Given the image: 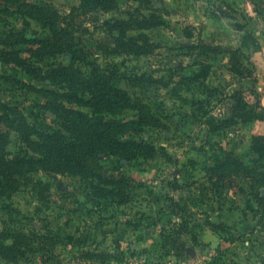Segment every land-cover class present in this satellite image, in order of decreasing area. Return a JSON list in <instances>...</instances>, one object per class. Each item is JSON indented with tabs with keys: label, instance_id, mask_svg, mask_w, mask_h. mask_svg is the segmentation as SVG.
Segmentation results:
<instances>
[{
	"label": "rangeland",
	"instance_id": "rangeland-1",
	"mask_svg": "<svg viewBox=\"0 0 264 264\" xmlns=\"http://www.w3.org/2000/svg\"><path fill=\"white\" fill-rule=\"evenodd\" d=\"M24 2L48 4L65 15L81 0ZM115 4L109 12L93 14V21L89 16L76 18L72 38L59 37L66 41L62 49L59 40L47 42L53 36L49 26L20 14L17 3L0 0V9L16 12L0 13V113L7 107L12 118L22 117L35 128L58 127L59 119L44 106L49 99L43 89L61 93L66 89L46 78L45 72L64 67L84 75L109 68L123 76L116 84L134 101L146 103L160 120L138 134L156 146L157 154L117 162L121 172L134 178L127 202L103 201L99 210L88 212L79 180L55 175L80 202L74 196L63 199L55 186L53 201L44 206L31 190L21 187L10 198H0V230L4 221H14L33 232L57 234L65 240L57 248L64 262H74L84 247L97 243L111 253L109 264H210L219 257L223 264H262L264 206L230 187L229 179L219 180V170L228 169L221 167L217 173L211 168L217 164L215 156L225 158L221 148L249 160L253 135L264 133V120L219 128L232 116L231 96L237 89L252 105L258 92L264 106V0L144 1L141 12L156 24L144 30L128 27L125 39L132 44L135 35L146 32L154 47L142 54L120 51L113 35L119 29L110 33L111 25L103 26L129 18L140 1L115 0ZM187 26H193V37L185 36ZM200 40L226 50L207 52L198 47ZM232 48L250 54L258 82L232 72ZM18 58L27 61L28 68L21 67ZM203 67L209 71L203 81L188 80ZM29 68L40 77H33ZM134 75H143L146 81L134 82ZM134 113L127 109L103 115L131 119ZM0 146L1 153L10 157L33 154L6 124L0 125ZM0 264L39 262L10 263L0 257Z\"/></svg>",
	"mask_w": 264,
	"mask_h": 264
},
{
	"label": "trees",
	"instance_id": "trees-1",
	"mask_svg": "<svg viewBox=\"0 0 264 264\" xmlns=\"http://www.w3.org/2000/svg\"><path fill=\"white\" fill-rule=\"evenodd\" d=\"M2 1L17 3L20 14L23 13L49 26L53 36L47 42L59 40L62 49L66 41L60 40L61 35L72 38L73 33L77 31L76 18L89 16L90 21H93L91 18L93 14L109 12L117 6L115 0H81L80 4L74 6L69 13L60 15L57 9L48 4L40 5L24 0ZM139 1L140 7L130 11L129 18L103 24L105 27L111 25L110 33L119 29L118 35L113 34L115 43L119 45L120 51L128 54L147 53L154 47L148 34L143 31L135 35L134 43L130 44L125 40L128 27L144 30L156 24L150 16L141 12L143 2L148 0ZM6 12L10 15L16 13L13 10L0 9V13ZM184 34L193 37L195 35L193 26H187ZM71 44L72 42L69 41V46ZM103 45L107 44L103 43ZM198 47L207 52H222L225 49L221 45L212 46L202 40ZM230 53L232 72L258 82L257 67L250 54H246L240 48ZM24 62V59L18 58L21 67L28 68L27 61L26 64ZM207 69L203 67L192 77H187L188 80L203 81L209 72ZM36 71L34 68L28 70L33 77L38 78L40 76L36 75ZM45 77L66 89L64 93L43 89L44 96L49 99L44 106L59 119V126L38 129L22 117L12 118L6 113L7 107L2 108L4 112L0 113V125L6 124L15 131L33 154L10 157L0 151V198H10L14 192L25 187L32 191L39 204L48 206L53 201L52 194L56 186L61 191L63 199H72L74 196V201L80 202L77 195L66 191L55 177V175H63L79 180L84 203L90 205L86 208L88 212L97 211L103 206V201H129L135 188L134 178L121 172L117 168V162L154 157L157 154L158 150L154 144L138 136L144 127L160 124L156 114L146 103L134 101L126 89L116 84L120 78L123 79V76L120 75L119 78L115 70L98 68L90 74L76 75L70 73L69 68L52 67L45 72ZM112 79L116 81L112 82ZM142 80L146 81L143 75H134V82ZM245 97L241 89H237L232 94L230 105L232 116L221 122L219 128L236 125L240 121L264 120L261 95L256 93L254 105ZM256 106L259 108L258 112L254 110ZM84 107H88L89 111L83 110ZM248 107L251 109L247 110ZM127 109L135 111L131 119H116L103 115ZM250 149L252 157L244 161L234 151L221 148L220 152L225 158L220 160L221 154L215 156L217 164L211 170L218 173L217 169L221 167L228 169L230 172L221 173L219 170V180L229 179L230 187H237L241 192L252 196L259 205L264 206V195L261 194V189L264 188V133L253 135ZM236 174L243 182H239ZM175 206L180 208L178 202H175ZM176 225L182 226V223ZM64 242L65 240L57 234L33 232L17 222L4 221L0 230V257L10 263H18L24 259H35L39 264H109L110 262L111 253L100 249L97 243L84 247L74 262H64L57 251ZM214 260L215 262L211 261L210 264H223L221 257Z\"/></svg>",
	"mask_w": 264,
	"mask_h": 264
}]
</instances>
